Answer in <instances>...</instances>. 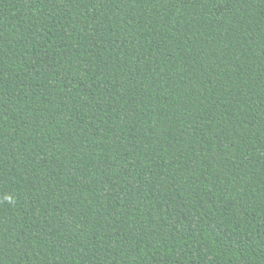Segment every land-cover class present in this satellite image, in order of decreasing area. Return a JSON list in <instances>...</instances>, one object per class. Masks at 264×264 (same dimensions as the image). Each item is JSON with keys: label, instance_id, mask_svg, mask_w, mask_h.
Here are the masks:
<instances>
[{"label": "trees", "instance_id": "trees-1", "mask_svg": "<svg viewBox=\"0 0 264 264\" xmlns=\"http://www.w3.org/2000/svg\"><path fill=\"white\" fill-rule=\"evenodd\" d=\"M0 264H264V0H0Z\"/></svg>", "mask_w": 264, "mask_h": 264}]
</instances>
